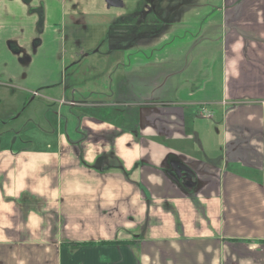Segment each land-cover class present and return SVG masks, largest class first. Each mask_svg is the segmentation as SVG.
<instances>
[{"label":"crops","instance_id":"1","mask_svg":"<svg viewBox=\"0 0 264 264\" xmlns=\"http://www.w3.org/2000/svg\"><path fill=\"white\" fill-rule=\"evenodd\" d=\"M131 2L113 19L118 102H70L74 129L46 150L0 143V264H264V0ZM57 3L0 0L2 31L43 18L38 59L0 58L1 76L62 82Z\"/></svg>","mask_w":264,"mask_h":264},{"label":"rangeland","instance_id":"2","mask_svg":"<svg viewBox=\"0 0 264 264\" xmlns=\"http://www.w3.org/2000/svg\"><path fill=\"white\" fill-rule=\"evenodd\" d=\"M57 1L59 9L63 3L65 13L60 25L61 59L67 64L62 82L49 88L31 87L0 75V143L4 142L16 151L28 149L29 146L46 150L48 145L55 146L57 134L61 131L64 133L66 128L72 131L77 121L71 114L82 110L80 106H71L69 103L72 101L80 102L89 96L97 104L112 102L113 106L118 102V98L109 99L107 96L112 92L117 93V78L112 63L129 59L128 54L117 51L114 37V16L123 14L124 18L125 11L108 8L105 0ZM127 1H132V6L138 3L135 5L137 14L144 10V0ZM145 38L142 37L144 40L140 42H146ZM144 56L147 58L150 54H138V58ZM88 62L91 67L83 66ZM125 85L123 88H127ZM143 86L146 85L142 84L139 88ZM61 100L66 104L61 105ZM112 106L108 108L114 111Z\"/></svg>","mask_w":264,"mask_h":264},{"label":"flooded vegetation","instance_id":"3","mask_svg":"<svg viewBox=\"0 0 264 264\" xmlns=\"http://www.w3.org/2000/svg\"><path fill=\"white\" fill-rule=\"evenodd\" d=\"M35 12L38 13L35 25H31L29 28L12 29V27H7L3 31L0 30V58L4 63H7L9 58L16 62V65L29 64L38 59L39 50L43 45L40 30L43 18L40 8H32L30 10V14ZM148 12H156L155 6H151L147 10ZM18 24L20 23L16 22L14 24L11 22L13 27Z\"/></svg>","mask_w":264,"mask_h":264},{"label":"water","instance_id":"4","mask_svg":"<svg viewBox=\"0 0 264 264\" xmlns=\"http://www.w3.org/2000/svg\"><path fill=\"white\" fill-rule=\"evenodd\" d=\"M105 2L107 4L108 8H120V7H123V5H124L123 0H105ZM181 172H183L182 175L185 177H188L187 175L192 176L191 171L184 166L181 168ZM190 178L191 177L189 176L188 179H190Z\"/></svg>","mask_w":264,"mask_h":264}]
</instances>
